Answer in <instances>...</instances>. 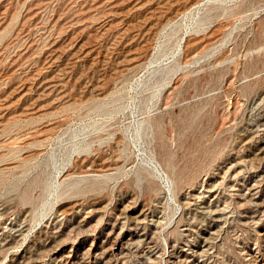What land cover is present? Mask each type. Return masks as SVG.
Wrapping results in <instances>:
<instances>
[{"label": "rangeland", "instance_id": "374dc122", "mask_svg": "<svg viewBox=\"0 0 264 264\" xmlns=\"http://www.w3.org/2000/svg\"><path fill=\"white\" fill-rule=\"evenodd\" d=\"M0 264H264V0H0Z\"/></svg>", "mask_w": 264, "mask_h": 264}]
</instances>
